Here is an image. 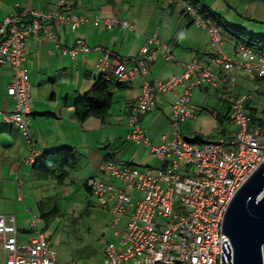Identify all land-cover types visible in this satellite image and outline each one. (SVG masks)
I'll return each mask as SVG.
<instances>
[{"label": "crops", "instance_id": "obj_1", "mask_svg": "<svg viewBox=\"0 0 264 264\" xmlns=\"http://www.w3.org/2000/svg\"><path fill=\"white\" fill-rule=\"evenodd\" d=\"M58 1L59 0H0V28H4L8 20L17 19V28L23 29L33 20L31 12L40 11L44 14H49L50 11L57 8ZM116 1L117 0H105V4L93 9L95 0L89 2H87V0H81L82 3L79 0H67V7L60 11L75 12L85 17L88 22L82 25L76 32L69 29L66 25L56 26L55 24L47 22L45 25L52 30L53 36L47 35L44 30H39L26 42L25 61L23 65L29 71L30 85L32 88L30 132L34 144L31 145L28 143L23 134L12 125L6 124L0 116V134L6 133L3 137L0 135V199L12 197L13 195H15L13 197H17V201L9 203L3 201L0 203V209H2L0 210V215L16 217L18 229L17 238L19 243H28L35 239V234L31 232L29 224L31 217H38L32 214L33 209L49 208L50 201L45 205L46 199H53L52 205L54 204L56 206L55 200L60 197L59 195H62V197L66 199L70 197L69 187L74 184L73 180H75L73 174L82 171V169H80L82 165L81 160L84 161L86 177L90 179L95 178L102 182L110 183V185H116L115 187H119L120 182L112 179L109 173L102 172L106 163L111 162L119 169L125 166L135 167L141 172L163 168L164 164L154 156L150 146L143 144L137 145L127 141V135L131 132L129 116L136 107L139 97L143 94L146 84H151L156 81L166 82L172 78L181 77L184 75L185 65L198 62L201 68L216 73L219 78L218 86L212 87L211 85L212 88L216 89V97L224 101V96L229 94L227 97L229 100L228 112L225 114H216L217 112L214 108L211 110V113L215 115V118L223 125L227 123L234 127L231 134L238 130L237 126L234 124V113L230 97L245 94L238 93L235 95L233 91L228 92L223 87L226 78L235 72L224 73L221 65L215 63V54L210 46L211 38L209 33L196 32L191 35L192 25H194V23L197 24L196 16L187 10V6L192 5V2H179L185 7L182 13L188 15L189 29L187 28L184 34L180 35L178 38H175L178 34L176 33L175 39L173 38L174 41L172 39L173 42L170 45V43L165 44L159 38L158 33L160 29L157 28V26L155 28V23L157 21L151 22L152 18H148V14H150L153 9L158 8V0ZM197 2V5L205 6L209 10L208 12L210 15H215L217 19L214 18L215 20L213 22L210 20L214 27H224L227 31L234 33L239 40L236 46L244 44L243 40L239 39L237 34L244 37L248 35L258 37L260 35L246 33L243 30L230 27L229 23L221 15V11L224 10L227 13L235 12L243 18H245V15H250V17H252L251 15L256 12V15H260L261 18H264V0H236L235 2H231L230 0H198ZM168 3L171 10H174L176 3H171L170 0L166 1L165 8H168ZM106 4L112 5L111 9H109ZM172 4L174 5L172 6ZM104 7H107V9L104 10ZM97 18L102 20L120 19V21L129 22L133 26V29H125L121 26H117L110 30L103 24L99 27H95L93 21ZM247 19L250 21V18ZM181 25L182 24H180L179 29ZM11 28L12 27L8 25L4 33L0 34V44L3 43L7 37H10L9 32ZM167 28H171V25ZM150 31H154L152 35H150ZM205 37L208 41L207 47L202 45L205 42ZM79 39L84 40L89 45L92 49L91 52H80L74 59L69 55H64L63 49L74 48ZM151 39H155V42L149 46L150 54L143 57L148 64L147 72L141 74L137 79L126 83H120L115 78L112 79V87L110 89L113 97L108 114L105 115L103 119L91 116L86 121L81 122L76 112L75 102L78 96L88 92L100 78L101 74L97 71L98 62L101 61L106 54H110V57L116 56L131 61L137 60L141 57L142 49ZM127 42L129 47H135V51H129L126 48ZM202 50L205 52L204 55H202ZM167 55H170L172 59L168 60V57H166ZM150 57L153 59L150 60ZM134 67L135 64L132 62L129 64L128 69L133 70ZM241 73H237L238 78ZM14 75L15 71L10 65L1 66L0 112L2 115L11 114L15 110V100L7 94V88L13 82ZM255 78L258 79L256 76ZM119 85H121V88L118 87ZM204 88H207V85L205 87H198V90L202 91L201 93L203 94L210 91H206ZM184 90L183 86H179L174 89V91H170L167 94H156L154 107L147 113L138 117V122L152 145H161L164 138L167 143L172 142L173 125L171 115L173 112V103L177 100L179 95L183 94ZM191 101L192 97L190 99V104L192 106L191 112L193 115L196 106L192 105ZM249 101H251L249 108L257 109L253 99L250 98ZM120 109L125 117V120L122 119L121 122L126 123L127 128H123L121 138L118 137L116 140L111 141L113 134L105 135L103 132L113 131L115 133V126L119 128L118 124H111L110 121L114 118V113L119 112ZM186 121L184 122L186 123ZM182 131L181 128V132ZM97 132L101 133V135L90 136V134ZM224 132L223 130L222 136L227 138ZM231 134H229L228 137H230ZM10 135H12L13 138ZM100 141H104L109 145H107V147L102 146ZM112 142L115 143L111 144ZM114 145H116V147H113ZM107 148L110 152L106 154L104 151ZM34 149H38L37 152L39 154L37 157L39 161L36 160V167L30 165V162L27 161L29 154L33 152ZM123 149L125 153L121 155L120 152ZM47 150L54 153V159L47 156ZM126 154H132L134 158L133 163L123 162V156ZM77 158H79V160L74 164ZM136 159L137 162H135ZM152 161L156 164L155 169L151 168L150 163H152ZM70 164L71 166H69ZM39 174H41V177L38 176ZM30 176H32V181L37 183V187L35 188L36 192L34 190L29 195L30 197L28 196V198H25L23 186ZM6 177H8L9 180H6ZM55 178L58 181H56ZM11 179H17V185L14 183L11 184ZM41 179H46V181L55 180L57 184L56 193H54L52 188L48 189L45 185H40L41 188L38 189ZM85 184H83L84 189L89 195L93 196V193ZM19 187L21 188V192L18 191ZM37 189L39 192H37ZM10 192H12L11 195H9ZM61 192L65 193L63 194ZM130 194L138 196L136 192ZM36 198H38V201ZM58 206L57 204V207ZM107 207L111 209L110 206ZM6 209L11 210L8 213ZM12 209L14 210L12 211ZM27 225L30 231L25 229L24 226ZM29 233H33L34 237L25 241L22 235ZM115 236L119 238V236ZM117 246L119 247V244ZM2 247L3 238L0 237V264L5 263V254Z\"/></svg>", "mask_w": 264, "mask_h": 264}, {"label": "built area", "instance_id": "obj_2", "mask_svg": "<svg viewBox=\"0 0 264 264\" xmlns=\"http://www.w3.org/2000/svg\"><path fill=\"white\" fill-rule=\"evenodd\" d=\"M64 3L65 0H60L58 6L61 8ZM187 10L196 16L198 25L209 33L212 47L217 50L215 63L223 67L224 73L235 72L223 86L228 92L235 85L238 72L254 75L264 81V56L240 45L236 52L238 59L229 57L223 52V40L218 29L204 21L198 14L199 9L188 7ZM31 14L33 21L23 29L17 28V19L8 20L6 26L0 28L2 34L8 25L12 27L10 37L0 44V68L10 65L15 71L13 82L7 88L8 96L15 100V110L11 114L2 115L0 112V116L6 124L17 127L27 142L33 145L29 128L32 113L30 76L23 65L27 39L39 30L53 36L51 30L44 26L46 21L67 25L77 31L88 20L75 13L63 14L57 10L47 15L38 11ZM93 24L95 27L103 24L108 29L117 26L133 29L129 22L120 19L97 18ZM155 39L149 40L137 60L104 55L98 62L97 71L108 81L115 78L120 83H126L137 79L148 70L143 57L150 54L149 46ZM91 50L84 40L79 39L74 48L63 49V53L74 59L80 52L89 53ZM166 57L172 59L170 55ZM132 62L135 67L129 70ZM184 68L181 77L146 84L129 116L132 129L128 141L150 146L154 156L164 164L163 168L141 172L131 166L119 169L110 162L104 165L102 172L109 173L112 179L119 181V187L95 178L86 182L101 205L110 206L120 216L129 214L123 232L115 234L120 238L119 247L114 243L106 246L103 264H222L223 244L227 241L231 249V264H234V248L223 232V223L235 196L264 164V130L251 127L246 111L250 96L240 95L230 97L234 124L238 130L229 138L223 137L216 143L201 145L185 138L180 126L192 117L190 99L193 90L205 84L216 87L219 78L216 73L201 68L198 62L187 64ZM179 86L185 90L173 103L172 142L167 143L164 138L161 145L154 146L141 129L138 117L154 107L156 94H167ZM37 151L34 149L29 154L27 161L30 165L36 161L39 155ZM127 187L143 192V197L131 195ZM177 199L181 214L175 212ZM156 216L171 222L168 226H160ZM41 223L42 218L33 217L29 224L35 239L19 243L16 217L0 215L4 264L57 263L56 252L45 236ZM118 223L119 220L115 222V227Z\"/></svg>", "mask_w": 264, "mask_h": 264}, {"label": "rangeland", "instance_id": "obj_3", "mask_svg": "<svg viewBox=\"0 0 264 264\" xmlns=\"http://www.w3.org/2000/svg\"><path fill=\"white\" fill-rule=\"evenodd\" d=\"M19 1V0H12ZM81 2V0H79ZM91 0H87L89 2ZM118 1V0H117ZM116 1V2H117ZM169 0H158V8L153 9L150 14H148V18H152V21H157L155 23V28L160 29L158 33L159 38L166 44L174 41L175 38H178L180 35H183L184 32L189 29V19L187 14H183L182 11L185 9L182 3L177 2L174 6V10H171L169 7V3L167 4L168 8H165V3ZM231 2H235L236 0H230ZM82 3V2H81ZM93 9H96L97 6L105 4V0H95ZM109 9H111L112 5L106 4ZM185 6V5H184ZM13 7V5H12ZM104 7V10L107 9ZM14 8V7H13ZM221 14L224 19L229 23V26L235 29L243 30L246 33H253L255 35H261L264 37V18H261L260 15H256L254 12L250 17V15H245V18L240 17L237 13H227L226 11H221ZM152 15V16H151ZM250 18V21L247 19ZM175 24V25H174ZM181 28L179 29V26ZM171 25V28H167ZM218 27V26H217ZM205 28L198 25V23H194L191 29V35L193 33H201L206 32L203 30ZM152 30V29H151ZM155 30V29H154ZM218 30L222 36L223 52L229 55V57L237 58V54L235 53V46L238 44L239 40L236 38L234 33L227 31L224 27H218ZM151 32V31H150ZM154 31L151 32L150 35L153 34ZM178 33L175 37V34ZM175 37V38H174ZM174 38V39H173ZM173 39V41H172ZM124 41L123 39H121ZM126 40V39H125ZM121 42V41H120ZM119 42V43H120ZM208 41L205 37V42L202 45L207 47ZM210 46L215 54L217 50L212 47V43L210 40ZM126 48L129 51H135L134 46L126 45ZM177 49V48H176ZM211 51V50H210ZM205 52L202 50V55ZM222 67V66H221ZM223 69V67H222ZM155 73V70H154ZM141 75V74H140ZM240 77L236 79L235 85L232 87L231 92L237 95L245 94L250 95V98L253 99L256 108L258 109L256 115L258 118L264 119V81L257 80L254 75L243 73L239 75ZM142 79V78H141ZM138 81V80H137ZM207 85V88H204L206 91L210 90L208 93H201L202 91L198 90V88L193 90L192 93V105L196 106V109L193 111V115L191 118L187 119L186 123H181L182 135L187 138L189 141H194L195 139H199L201 142L205 143H216L224 136H222V131L224 130L227 138H229V134H231L232 130H234L233 126L229 124L223 125L219 122L215 115L211 113L212 109H216V114H225L228 111L229 100L227 97L229 94L224 96V101H221L216 97V89L212 88L211 85L205 84L203 87ZM221 87V86H219ZM212 88V89H210ZM227 91V90H226ZM204 92V91H203ZM119 105V104H117ZM217 107V108H216ZM247 113L249 111L246 110ZM223 112V113H222ZM125 120L124 115L122 114V110L114 113V118L110 121L111 124H118L119 128L115 126V133L113 131H106L103 134H113L111 141L116 140L118 137L121 138L123 128H127L126 123H122L121 121ZM121 122V123H120ZM4 129V127H3ZM21 133V132H20ZM9 134V133H7ZM22 134V133H21ZM2 137L5 134H0ZM100 136L101 133H92L90 136ZM12 138L13 136L10 135ZM25 138V137H24ZM26 140V138H25ZM102 146L109 145L104 141H100ZM115 142H112L113 144ZM110 144V145H111ZM113 147H116L114 145ZM119 147V146H117ZM109 149L107 148L104 153H109ZM124 149L120 152L122 155ZM79 158L76 159L75 163ZM123 162H134V158L132 154H126L123 156ZM137 162V159L135 160ZM73 164V165H74ZM82 171L76 172L74 175L75 180L74 184H72L70 188V197L67 199L59 195L58 199L55 200L56 206L53 204V199H46L45 205L49 202V208L47 209H33L32 214L42 218L44 215L43 223L41 224V228L46 235V237L50 240L53 250L57 254L58 262L57 264H102L104 263L103 259H105V248L108 244L114 243L116 245L119 244V238L115 236L116 233L123 232L126 224L127 218L129 214H125L124 216L117 215L113 212V209H109L107 206H102L99 201L89 195V193L84 189L83 184L87 182L90 178L86 177V170L84 169V161L81 160ZM151 168H156V164L152 161ZM71 166V164L69 165ZM143 166V165H141ZM143 168V167H142ZM144 170V169H143ZM43 175V174H42ZM41 177V174L38 175ZM6 180H9L6 177ZM56 181H58L55 178ZM55 180L46 181V179H41L40 185H45L48 189H51L55 192L57 189V184ZM17 179H11V184L14 183L17 185ZM54 185V186H53ZM56 185V186H55ZM37 183L32 181V176L27 178V182L23 186L24 189V197L28 198V196L35 190ZM41 186L38 188L40 189ZM37 189V192L39 190ZM21 192V188L18 189ZM66 192V191H65ZM61 192V193H65ZM128 193H135L141 198L143 197V192L135 190V188L127 187ZM12 192L9 193L11 195ZM15 196V195H13ZM7 197L5 199H0V203L6 201L7 203L12 201H17V197ZM37 196V195H35ZM30 197V196H29ZM39 198V197H38ZM38 198L36 200L38 201ZM179 200L177 199L175 205V212L181 214L179 211ZM57 204L59 205L57 207ZM54 208V209H53ZM108 208V209H107ZM2 210V209H0ZM9 213L11 209H6ZM14 209H12L13 211ZM33 217H31L32 219ZM26 219V218H25ZM120 220V225L115 227V222ZM157 224L160 226H168L171 220H167L163 217L156 216ZM27 231L29 230L28 225L24 226ZM25 238V241L30 240L34 237L33 233H29L26 235H22Z\"/></svg>", "mask_w": 264, "mask_h": 264}, {"label": "water", "instance_id": "obj_4", "mask_svg": "<svg viewBox=\"0 0 264 264\" xmlns=\"http://www.w3.org/2000/svg\"><path fill=\"white\" fill-rule=\"evenodd\" d=\"M223 232L233 245L234 264H264V164L231 202ZM223 251L222 264H231L228 241Z\"/></svg>", "mask_w": 264, "mask_h": 264}, {"label": "trees", "instance_id": "obj_5", "mask_svg": "<svg viewBox=\"0 0 264 264\" xmlns=\"http://www.w3.org/2000/svg\"><path fill=\"white\" fill-rule=\"evenodd\" d=\"M59 1L57 2V8L55 9L57 11H60V10L64 9L65 7H67V0H65V3L63 5V7H61V8L58 6ZM180 1H183V2L188 1V2H192V5H196V6L188 5L187 7L192 6L195 9L199 8L200 11L198 10V14L204 19V21L210 22V20H211L213 22L215 19H217L215 17V15H213L214 17L212 15H210V13L208 12L209 10L205 6L197 5L198 0H172L171 3L174 2V4H175V3L180 2ZM174 4H172V6ZM61 13L68 14V13H75V12H61ZM237 36L239 37V39L243 40V42H244L243 45L246 46L248 49H251L252 51L264 56V37H262L260 35L258 37L249 36V35L247 37H244L240 34H237ZM239 46L237 45L235 47V53L237 52V49ZM241 74H243V73H241ZM231 75L226 78L225 83H227L229 81ZM257 80H259V79H257ZM111 87H112V80L108 81L104 78V76L100 75V78L96 81V83L92 86V88L88 92L83 93L80 96H78V98L75 102V108H76L78 118L81 122L86 121L91 116H95L97 118L103 119L104 116L108 114V112L111 108V105H112V97H113V94L111 93V89H110ZM118 87L121 88V85H119ZM250 102L251 101H249V100L247 101L246 110H248L249 106L251 105ZM248 112H249V119H250L251 127L261 128L264 130V119L258 118V116L256 115L257 109H252L250 107ZM13 127L15 129H17V127H15V126H13ZM191 142H193L197 145L207 144L205 142H201L198 138L195 139L194 141H191ZM123 145H125V144H123ZM47 152H48L47 156H49V158H51V159H54V157H55L54 153H52V151H48V150L46 151V153ZM55 161H57V160H55ZM32 166L36 167V164L32 165ZM43 217H44V215L42 216V218Z\"/></svg>", "mask_w": 264, "mask_h": 264}, {"label": "clouds", "instance_id": "obj_6", "mask_svg": "<svg viewBox=\"0 0 264 264\" xmlns=\"http://www.w3.org/2000/svg\"><path fill=\"white\" fill-rule=\"evenodd\" d=\"M170 1H172V0H170ZM189 7H192V6H189ZM187 8H188V7H187ZM193 8H194V7H193ZM198 9H199V8H198ZM38 12H40V11H38ZM31 13H32V12H31ZM41 13H42V12H41ZM43 14H44V13H43ZM75 14H77V13H75ZM45 15H47V14H45ZM77 15H78V14H77ZM31 16H32V14H31ZM33 19H34V18H33ZM32 21H33V20H32ZM17 22H18V21H17ZM47 22H48V21H46L45 23H47ZM45 23H44V26H45V27H48V26L45 25ZM49 23L54 24V23H52V22H50V21H49ZM55 25H56V24H55ZM211 25H212V24H211ZM56 26H58V25H56ZM60 26H62V25H60ZM66 26H67V25H66ZM212 26H213V25H212ZM67 27H68L69 29H71L69 26H67ZM48 28H49V27H48ZM215 28H216V27H215ZM49 29H50V28H49ZM216 29H218V28H216ZM50 30H51V29H50ZM71 30H72V29H71ZM110 30H112V29H110ZM218 31H219V30H218ZM51 32H52V30H51ZM75 32H76V31H75ZM219 33H220V32H219ZM220 35H221V34H220ZM31 36H32V35H31ZM31 36H30V37H31ZM30 37H29V38H30ZM29 38H28V39H29ZM28 39H27V40H28ZM24 55H25V52H24ZM259 80H260V79H259ZM262 81H263V80H262ZM31 92H32V88H31ZM31 94H32V93H31ZM246 104H247V103H246ZM248 116H249V114H248ZM129 123H130V122H129ZM138 123H139V122H138ZM139 125H140V124H139ZM130 126H131V125H130ZM140 127H141V125H140ZM131 129H132V128H131ZM141 129H142V127H141ZM142 130H143V129H142ZM127 137H128V135H127ZM127 141H128V139H127ZM129 142H130V141H129ZM36 160H38V159H36ZM36 163H37V161H36L33 165H35ZM85 183H86V182H85ZM85 185H86V184H85ZM86 186H87V185H86ZM89 190H90V189H89ZM90 191H91V190H90ZM91 192H92V191H91ZM42 223H43V219H42Z\"/></svg>", "mask_w": 264, "mask_h": 264}]
</instances>
